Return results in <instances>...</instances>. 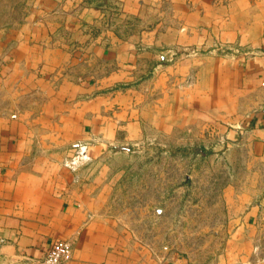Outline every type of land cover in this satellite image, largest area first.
I'll use <instances>...</instances> for the list:
<instances>
[{
  "label": "crops",
  "instance_id": "crops-1",
  "mask_svg": "<svg viewBox=\"0 0 264 264\" xmlns=\"http://www.w3.org/2000/svg\"><path fill=\"white\" fill-rule=\"evenodd\" d=\"M184 131H222L238 161L264 165V0H0V264L55 240L71 244L65 264H194L140 248L112 198L114 151ZM230 178L224 194L243 193ZM253 178V203H226L237 231L210 264H264Z\"/></svg>",
  "mask_w": 264,
  "mask_h": 264
},
{
  "label": "rangeland",
  "instance_id": "rangeland-1",
  "mask_svg": "<svg viewBox=\"0 0 264 264\" xmlns=\"http://www.w3.org/2000/svg\"><path fill=\"white\" fill-rule=\"evenodd\" d=\"M190 134L184 131L177 138L151 133L114 151L117 156L110 167L119 176L113 186V211L124 223L129 217L134 225L129 230L142 240L140 248L163 259L179 256L194 264H210L225 251L227 237L237 231L221 224L226 203H253L257 198L253 174H264V165L253 163L248 153L238 161L239 148L223 147L222 131L211 141L206 133ZM237 173L245 191L225 195V184ZM148 185L156 191L149 196L143 192ZM157 188L166 195L159 198ZM147 203H159L161 208L147 211ZM261 234L264 241V228Z\"/></svg>",
  "mask_w": 264,
  "mask_h": 264
},
{
  "label": "built area",
  "instance_id": "built-area-1",
  "mask_svg": "<svg viewBox=\"0 0 264 264\" xmlns=\"http://www.w3.org/2000/svg\"><path fill=\"white\" fill-rule=\"evenodd\" d=\"M186 54H195V52L190 51ZM166 55L169 60L176 55L175 52L167 51ZM80 150V149H79ZM81 153V150H80ZM3 241L0 242V249ZM71 258V244L67 241L55 240L52 242L49 249L40 258L32 257H22V259L16 264H65Z\"/></svg>",
  "mask_w": 264,
  "mask_h": 264
}]
</instances>
